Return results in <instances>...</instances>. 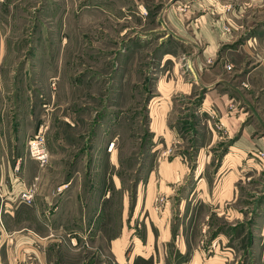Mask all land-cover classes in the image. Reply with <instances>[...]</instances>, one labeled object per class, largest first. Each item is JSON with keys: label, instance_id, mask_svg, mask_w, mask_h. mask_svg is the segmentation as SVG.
<instances>
[{"label": "rangeland", "instance_id": "1", "mask_svg": "<svg viewBox=\"0 0 264 264\" xmlns=\"http://www.w3.org/2000/svg\"><path fill=\"white\" fill-rule=\"evenodd\" d=\"M117 1L0 0V159H19L6 188L34 187L53 207L61 194L93 202L82 220L76 207L58 209L35 227L52 240L51 264H264V146H235L241 137L208 96L222 84L228 117L263 139L264 89L253 88V65L220 62V52L200 76L183 63L232 7ZM256 21L221 57L256 34ZM42 126L54 148L45 167L28 154ZM2 240L0 264H31Z\"/></svg>", "mask_w": 264, "mask_h": 264}, {"label": "crops", "instance_id": "2", "mask_svg": "<svg viewBox=\"0 0 264 264\" xmlns=\"http://www.w3.org/2000/svg\"><path fill=\"white\" fill-rule=\"evenodd\" d=\"M170 1L171 0H165L164 6H168V3ZM219 1H220L218 3L220 4L219 10H224L221 7H226V8L232 7V9L230 8V10L223 13L222 18H220L219 22H221L223 19V23L224 22L225 23L223 24V26L220 25L219 26L217 25L218 27L215 26V31H213L214 27H212L213 23L210 19V22L207 23L208 26H206L207 29L204 31V37H206V40H208V45H206L205 49L200 53L197 52L196 47L192 46V48L187 50V53H184L183 58L185 61L183 63L185 65H189V68L194 70V72L195 71L199 72L198 70L203 69L201 65H203L204 67L206 65H213L215 63L217 53L220 52L219 54L221 60L220 62H222L223 59H225L226 63L228 64L230 62L227 60L234 59L237 62L239 61V63H241L242 65H250V66L253 65L254 67L250 71L248 70L249 71L248 76L251 78V81L253 83V88L256 89V93L258 91L261 92V89L262 88L264 89V45L262 43L264 39V25L263 24L260 25V22L256 21V26H257V29L255 30L256 34H252L250 40H246L248 39L246 38L244 42L241 43L238 49L236 50L231 49L233 50L232 52L224 51L222 52L223 54L222 57H221V51L219 50L221 49L222 46L228 45L229 43L233 44L236 41V39H238L237 37H240L246 30L250 28L253 29V25L249 26L252 20H255V18L264 19V0H249V1L219 0ZM133 2H140V3L144 2L146 4L148 0H136ZM114 3L118 7L120 4H122V0H119ZM123 6H126V4ZM124 8L125 7H123V9ZM162 12H159V17H164V13ZM111 16L116 17V14L112 13ZM173 16L176 18L175 20L179 24L182 22V18L179 15L178 17L176 15ZM97 18L98 17H96V19ZM92 20L94 19L92 18ZM79 21L87 22V21H91V18L83 17ZM226 24L231 26L230 32L226 31L225 29ZM180 34H183L182 36L185 38L184 42L190 43V36L188 32L184 30ZM49 70L51 69L46 67L43 71L47 72ZM204 70L207 71V68L205 67L203 71ZM202 72H199L198 76H200V73ZM198 76L197 78H199ZM196 81L199 80L196 79ZM221 86L222 84L220 85V89L216 88L214 90V93L212 95L209 94L208 96L211 99L212 109L213 110L215 109L214 111L219 113L218 115L219 117H221V120L223 121L225 118H228L230 127L227 128L230 129L229 130L230 134L233 137L236 135H239V137H241L239 138V140L235 141V146L245 151L252 150L254 147L257 146L260 147L261 145L264 146V138L262 139V137L255 136L256 129L253 126L248 124L242 126L243 124L242 116L231 117V118L228 117L227 109H228L229 95L221 94ZM1 87H5V85H1ZM219 90L220 93L216 95V92H219ZM0 103L4 107L5 104L4 100H0ZM0 122L1 124H4L3 115L1 114H0ZM1 147L3 151L5 149L4 145ZM50 151H51L50 154L52 153L53 155L54 152L52 151H54V148L51 147ZM18 163H19V159L14 161V163L7 162L6 159L3 157V155L0 159V187L7 195L4 201L0 199V218H2L3 221V226L0 225V227H4V230L0 234L1 237L3 238L2 240L3 244L1 245L4 248H6L7 251H9L10 253L13 252V249L17 247L16 250H18V252L16 251L14 256L16 258L23 256L22 259H24L27 262L30 261L31 264H51L50 255L48 253H45L43 248H47L48 244L52 242V240L47 241L46 237L44 236L38 238L36 235L37 230L35 227H44V225L45 227L46 226L49 227V218L47 219L46 217L50 216L53 212L57 211L58 209L61 210L60 211L61 214L70 216V215H74V213H72L73 207H76L78 210L81 211L79 212L80 214L79 213L76 214H79L82 220L83 215L87 216L93 213L92 211L93 202L91 203V207H90V203L87 201V206L84 207L85 204L83 205L81 203L82 201L81 199L78 198L77 194H76V199L74 197H71V194H61V197L55 200L57 204L55 203L56 205L54 207L51 206L52 204L51 202L54 201L52 195L47 196L43 201L42 198L36 196L35 203L33 205L27 204L23 200L21 201L19 197L18 187L17 190L13 192L12 191L13 188L10 191L5 186L7 183L11 185L10 184L11 182H15V183L17 182L16 180L13 179L14 178L13 176H10V175H14L12 170H10L11 173L9 174L6 171L9 168L11 169L15 168ZM54 195L58 196L57 193H54ZM91 198H94L93 195H91ZM26 212H27L26 214L27 218H24L23 214H25ZM1 251L2 250L0 249V254H2Z\"/></svg>", "mask_w": 264, "mask_h": 264}, {"label": "built area", "instance_id": "3", "mask_svg": "<svg viewBox=\"0 0 264 264\" xmlns=\"http://www.w3.org/2000/svg\"><path fill=\"white\" fill-rule=\"evenodd\" d=\"M225 29L230 32L231 26L225 25ZM28 154L35 159L42 167H45L50 160V150L46 137V129L42 126L36 134L28 140ZM17 169V166H16ZM6 193L0 187V199L5 200ZM36 189L34 187H25L20 190L19 197L27 204L34 203L36 199Z\"/></svg>", "mask_w": 264, "mask_h": 264}]
</instances>
